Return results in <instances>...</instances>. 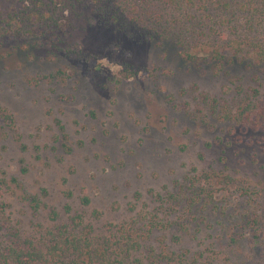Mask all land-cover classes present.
<instances>
[{
  "label": "rangeland",
  "instance_id": "374dc122",
  "mask_svg": "<svg viewBox=\"0 0 264 264\" xmlns=\"http://www.w3.org/2000/svg\"><path fill=\"white\" fill-rule=\"evenodd\" d=\"M19 5V0H0V18ZM56 18L63 23L61 50L24 35H0L4 245L14 233L39 238L41 226L71 223L76 214L92 224L95 236L113 244L121 225L135 228L138 221L142 227L141 218L160 207V197L177 193L181 182L203 171L231 173L251 186L257 192L254 210L264 217V131L224 118L241 83L250 93L258 89L264 105V85L253 71L234 66L230 75H217L161 54L151 44H137L85 15L66 12ZM127 63L140 74L126 78ZM215 99L221 102L218 110ZM216 189L217 195L224 193L222 186ZM229 194L219 201L242 211L245 200L238 192ZM31 196L42 201L38 213ZM196 206L202 225L155 229L139 248L116 259L121 264H205L207 257L228 256L237 264L264 262V247L252 254L227 251L226 233L220 224L213 226L210 208ZM53 209L59 213L56 220L50 216ZM167 253L175 261H161Z\"/></svg>",
  "mask_w": 264,
  "mask_h": 264
},
{
  "label": "trees",
  "instance_id": "16d2710c",
  "mask_svg": "<svg viewBox=\"0 0 264 264\" xmlns=\"http://www.w3.org/2000/svg\"><path fill=\"white\" fill-rule=\"evenodd\" d=\"M19 2V6L0 18L2 37L5 34H10V37L24 35L28 39H37L39 44L43 41L53 50H61L59 44L64 37L63 23L60 24L56 16L70 12L79 17L85 15L92 23L112 27L137 44H151L161 54H174L191 68H206V71L213 70L217 75H230L232 67L241 66L254 72L260 81L259 86L264 85V0ZM123 66L128 79L141 72L138 67L128 63ZM236 90L237 98L232 110L224 118L238 126L264 131V105L257 98L260 91L255 89L250 93L242 83L236 85ZM213 102L218 110L221 102L218 99ZM6 118L9 124H13L11 116ZM217 186H222V197L228 198L230 191L238 192L239 198L245 200L246 206L242 211H238L239 208L231 211L226 199L219 201L221 196L217 195ZM256 195L251 186L243 185L231 173L203 171L181 182L177 193L160 197V207L150 217L146 215L141 218L146 222L142 227L136 226L138 221H133L135 228L121 225L115 231L119 235L113 244L106 238L95 236L92 224L85 225L84 215L76 214L71 223L49 229L41 226L43 232L39 238H22L14 233L15 239L9 244L4 245L0 241V264H121L116 257L131 248H139L141 241L155 229L177 225L188 230L194 223L202 225L203 221L200 222L195 214L198 203L206 209L210 208L209 213L214 217L213 226L220 224V230L225 231L223 247L227 251L244 250L252 254L255 249L264 247V217L254 210L258 206ZM83 202L87 205L90 200L84 197ZM30 204L37 213L42 208L39 196H31ZM238 207H242V204ZM5 208L6 205L0 201V219ZM66 209L71 210L70 207ZM50 214L52 220L59 217L55 209ZM202 220L206 221V218ZM199 256L204 255L199 253ZM246 258L251 260V257H244V260ZM160 260L171 262L175 261V257L169 253L161 254ZM205 264L237 263L226 256L220 260L207 257Z\"/></svg>",
  "mask_w": 264,
  "mask_h": 264
}]
</instances>
